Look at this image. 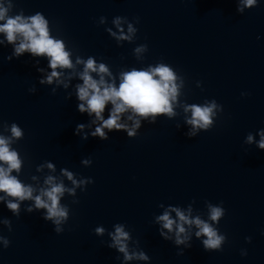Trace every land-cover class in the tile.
Returning a JSON list of instances; mask_svg holds the SVG:
<instances>
[{"label":"water","instance_id":"water-1","mask_svg":"<svg viewBox=\"0 0 264 264\" xmlns=\"http://www.w3.org/2000/svg\"><path fill=\"white\" fill-rule=\"evenodd\" d=\"M10 2L11 14L21 9L25 15L43 13L53 35L65 39L74 55L103 60L117 83L122 71L165 63L178 74L181 87L172 119L145 121L134 138L121 131L105 141L83 140L74 130L88 116L77 111L74 95L67 98L78 78L68 90L60 86L53 93L54 85L39 84L32 57L8 61L12 46L0 45V133L5 121L24 129V138L14 144L24 157L20 178L35 185L31 177L36 176L42 185L51 174L75 187L61 200L70 218L60 234L41 212L25 210L30 202L22 204L19 217L0 203V219L12 222V231L0 224V234L11 241L6 249L0 244V264H120V254L107 247L115 223L128 225L151 264H264V151L244 143L249 132L258 140L255 132L264 128V0L243 14L236 11L239 0ZM117 17L126 18L121 23L125 35L128 23L138 28L131 41L118 42L107 31L119 34ZM144 43L148 50L137 54ZM37 59L47 66L46 59ZM33 86L35 93L29 91ZM213 98L224 107L214 127L187 137L191 112L185 106ZM85 158L91 166L81 163ZM62 169L94 183L72 185ZM208 201H223L227 210L219 224L228 238L223 251H205L194 237L192 247L179 254L161 238L154 217L172 204L190 206L193 216L207 219ZM98 226L106 229L103 236L95 234ZM241 249L248 255L241 256Z\"/></svg>","mask_w":264,"mask_h":264},{"label":"clouds","instance_id":"clouds-1","mask_svg":"<svg viewBox=\"0 0 264 264\" xmlns=\"http://www.w3.org/2000/svg\"><path fill=\"white\" fill-rule=\"evenodd\" d=\"M260 3L261 0H239L236 11L243 14L246 9L258 7ZM12 7L10 0L7 6L5 0H0V45L12 46L11 53L5 59L11 61L26 54L32 57L33 66L40 73L39 84L54 85L53 93L60 86L68 90L72 86L73 78H78V82L71 87L72 91L68 92L67 98L75 96L77 111L82 115L86 114L88 122L78 123L74 130L75 135L83 140L91 136L105 141L110 138V133L122 131L128 137L134 138L138 136L145 121L155 124L162 116L172 119L177 115L175 107L181 85L177 83L178 74L171 65L159 63L147 68L122 71L119 73L117 83V77L103 60H98L92 55L86 59L74 55L73 50L67 47L65 39L53 35L50 21L43 13L25 15L21 9L18 14H11ZM122 19L126 21V18L121 17L114 20L116 27L120 29L119 34L111 28L107 31L118 42L131 41L138 28L128 23L129 34L125 35L121 28ZM135 21L138 24L139 17L135 18ZM147 50L148 44L144 43L136 47L135 52L140 54ZM37 58L46 59L47 66H40V60ZM197 84L202 86L201 81H197ZM29 91L35 93L37 89L33 86ZM184 111L191 112V116L186 118V124L191 125V128L185 135L195 138L200 132L209 131L214 127L224 107L213 98L211 102L187 105ZM3 127L4 133H0V203L14 216L19 217L22 204L28 201L30 203L25 209L28 213L41 212L42 218L51 222L57 234L63 233L65 227L61 226L67 224L70 208L61 200L66 192L74 194L75 187L66 186L62 179L51 174L46 176L42 185L36 176L31 177L33 181H37L35 185L25 183L20 178L24 157L14 147L15 143L24 138V129L16 122L9 124L7 121L3 123ZM255 134L259 136L258 140L249 132L244 143L255 145L264 151V128L258 129ZM81 163L91 166L92 160L85 158ZM44 166L42 164L40 168ZM46 167L55 172V165L52 162H47ZM61 171L72 185L94 183L91 177L78 181L74 178L73 172L67 169ZM83 191H86V188ZM207 207L208 217L204 219L199 215L193 216L190 206L184 210L179 205L170 204L162 214L154 217L159 235L164 240L171 241L178 248L179 254H183L184 249L192 247L194 237L201 241L205 251H223L228 238L226 233L220 231L219 224L227 210L223 201L218 204L208 201ZM0 224L12 231V222L9 218L0 219ZM105 231L103 226L94 229L97 236H103ZM108 235L110 240L107 241V247L120 254L116 257L120 264H129L133 261L151 264V257L140 246L139 239H134L127 224L115 223L114 231H109ZM246 240L251 243L252 237H246ZM10 243L6 236L0 234V244L5 249ZM247 255V249H241V256Z\"/></svg>","mask_w":264,"mask_h":264}]
</instances>
